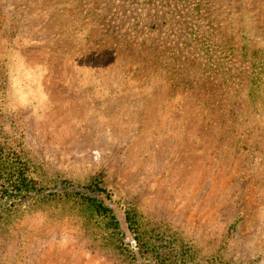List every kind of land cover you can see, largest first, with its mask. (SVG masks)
Here are the masks:
<instances>
[{
    "label": "rangeland",
    "instance_id": "1",
    "mask_svg": "<svg viewBox=\"0 0 264 264\" xmlns=\"http://www.w3.org/2000/svg\"><path fill=\"white\" fill-rule=\"evenodd\" d=\"M81 1L0 0V130L40 186L99 181L150 252L34 198L4 205L0 264H264V0L160 22Z\"/></svg>",
    "mask_w": 264,
    "mask_h": 264
},
{
    "label": "trees",
    "instance_id": "2",
    "mask_svg": "<svg viewBox=\"0 0 264 264\" xmlns=\"http://www.w3.org/2000/svg\"><path fill=\"white\" fill-rule=\"evenodd\" d=\"M83 1L88 2L90 0ZM95 1L96 3L101 1V4H104L100 12H103L106 16H109V11L113 12L112 16L133 19H141L145 14L149 19L160 22L159 18L165 19L174 13L175 16L182 19H186L193 12L197 14L205 13L206 10L202 6L203 2L207 0ZM80 3H82L81 0ZM96 17L102 18L104 16L97 14ZM157 26L156 24H150L149 28H156ZM17 147L18 145L13 140L2 136L0 130V221L5 214L8 215L9 209L4 206L6 203L10 205L21 204L34 198L43 202L70 203L72 207L76 206L80 211H83L86 222L102 231L99 236L100 239L113 251L119 254H124L127 251L126 255L129 257L132 256L131 251H134V249H138L140 254H143V251L150 252L146 249L145 243H142L143 240L138 238L137 224H135L129 212H124V222L127 225L128 232L136 239L135 248L120 232L121 220L115 214L111 194L101 186L99 181L94 179L81 186L62 181L51 188L42 187L37 180L31 177L29 165L21 156L20 151H16L15 148ZM155 255L152 254L154 262L164 264L160 263Z\"/></svg>",
    "mask_w": 264,
    "mask_h": 264
}]
</instances>
